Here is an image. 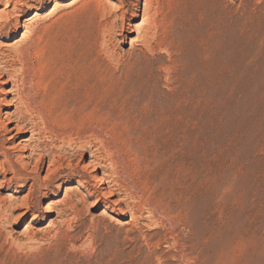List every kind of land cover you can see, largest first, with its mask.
<instances>
[{"label": "rangeland", "instance_id": "374dc122", "mask_svg": "<svg viewBox=\"0 0 264 264\" xmlns=\"http://www.w3.org/2000/svg\"><path fill=\"white\" fill-rule=\"evenodd\" d=\"M96 1L0 0L23 26L1 51L24 45L37 25L44 49L104 33L97 12L119 18L120 0ZM126 1L140 14L128 13L123 36L104 33V46L79 51L96 84L74 79L64 58L37 96L57 118L95 109L100 129L116 134L104 141L126 163L123 177L137 183L114 191L87 154L79 171L113 204L88 198L75 177L40 214L15 219L27 191L0 189L17 207L9 220L0 213V264H264V0H161L146 11L145 0ZM210 34L209 62L200 42ZM30 136L14 131L6 146L27 155Z\"/></svg>", "mask_w": 264, "mask_h": 264}, {"label": "bare ground", "instance_id": "6f19581e", "mask_svg": "<svg viewBox=\"0 0 264 264\" xmlns=\"http://www.w3.org/2000/svg\"><path fill=\"white\" fill-rule=\"evenodd\" d=\"M88 1L89 4L99 7L96 0ZM77 2L80 3L81 0H77ZM160 4L161 0H145L144 10L146 11L147 7L151 8V6L159 7ZM131 5L130 2L120 0L122 12L119 18L111 13L107 16L106 8L98 11L100 19L104 21L98 22V27H102L101 32L104 31L109 38L115 31L119 32V36H123L128 13H133L135 17L140 14L139 5H132L135 10L130 8ZM8 6L7 4L5 8ZM18 6L17 4L16 7ZM11 15L6 9L0 11V40L11 35H18L19 30L23 27L21 22H15L17 23L15 25L13 15ZM45 27L39 25L34 27L25 44L11 52L8 51L7 54L0 49V80L4 77L8 78L6 84H11V90L14 89L13 98H15L13 101L7 102L6 96H9L10 91L4 93L0 83V176L3 178L0 189L13 190L14 193L27 191L19 205L20 212L15 219L40 214L39 205L42 200L54 197L56 192L63 189V186L75 177L81 180L77 187L86 189L88 198H96L98 202L104 199L102 203L105 205L113 204L97 188L94 177L79 171L80 162L87 154L95 163V169L101 170L102 183L114 188V191L127 192L129 184L134 187L137 183L135 181L129 183L123 177L128 172V167L125 162V165H120L121 154H118L110 141L115 139L116 134L110 128L103 131L100 129L98 113L95 109H83L77 117L71 119L57 118L49 113L44 104L45 97L37 96V88L42 86L51 65L56 61L57 64L61 62L67 64L64 63V58L65 62H68L74 79L78 77L85 84L94 86L98 76L91 73L88 63L84 61V57L79 51L82 50V53L85 54L87 47L96 43L104 46L102 38L104 33L99 32L92 37L91 34L80 33L61 46H49L44 49L43 31ZM212 35H207L200 42L205 58L209 62L212 61L214 55ZM56 67L58 68V66ZM69 76L66 77L68 80L71 78V75ZM78 80H73V82ZM78 82L81 83V81ZM11 108H14L12 112L4 113V110H11ZM11 125L14 126L10 127ZM14 131L31 135L28 140L30 143L25 151L27 155L24 154L17 158L6 146L9 140L7 135ZM16 136L14 134L13 138ZM104 136H108L110 142H105ZM115 145L117 146V143ZM45 170L46 175L41 177ZM74 188L72 189L74 190ZM8 202L9 205L5 200L0 201V213L4 217H8L9 220L11 214L13 216V213L17 211V207L14 202ZM68 206L76 207L71 201L67 203ZM7 257L3 256L2 260Z\"/></svg>", "mask_w": 264, "mask_h": 264}]
</instances>
